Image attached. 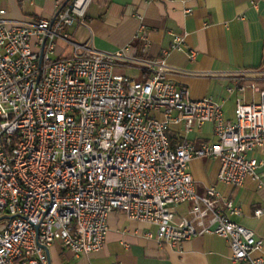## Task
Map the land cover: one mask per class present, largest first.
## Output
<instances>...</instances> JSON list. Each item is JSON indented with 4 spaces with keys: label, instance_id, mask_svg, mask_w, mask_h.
Wrapping results in <instances>:
<instances>
[{
    "label": "built area",
    "instance_id": "2783aa9c",
    "mask_svg": "<svg viewBox=\"0 0 264 264\" xmlns=\"http://www.w3.org/2000/svg\"><path fill=\"white\" fill-rule=\"evenodd\" d=\"M92 1L58 2L54 21H15L0 9V216L7 218L0 264H50L46 248L54 243L76 256L97 252L113 211L157 226L159 246L217 234L229 240L233 261L264 264V238L234 220L241 207L214 185L199 194L190 169L195 158H218L221 182L261 181L260 73L242 71L228 87L239 92L228 118L224 100L196 99L167 77L166 55L185 50V35L174 34L162 56L142 60L131 45L107 52L74 41L69 29L84 22ZM140 31L147 42L144 26ZM60 40L71 53L60 52ZM139 63L149 77L115 71ZM181 122L187 132L212 122L216 140L185 138L172 147L168 130ZM253 150L262 158L249 157ZM186 202L189 214L178 217ZM254 213L262 216L264 208Z\"/></svg>",
    "mask_w": 264,
    "mask_h": 264
},
{
    "label": "crops",
    "instance_id": "0c3cea01",
    "mask_svg": "<svg viewBox=\"0 0 264 264\" xmlns=\"http://www.w3.org/2000/svg\"><path fill=\"white\" fill-rule=\"evenodd\" d=\"M66 0H0V9L11 20L55 17L58 2ZM191 9V11H188ZM144 26L148 41L138 37ZM77 42H90L93 48L117 52L131 45L138 59H153L170 49L174 34L185 35V50H170L166 55L167 77L180 88H189L196 99L224 100V113L235 117L239 92L230 93L242 71L260 73L257 80L264 87V0H93L83 23L70 27ZM60 52L71 53L64 41ZM195 57L189 56V51ZM136 79L147 78L142 64L124 67ZM251 98V91L246 93ZM170 145L176 147L185 138L201 144L216 140L213 123L189 132L185 122L172 124L168 130ZM249 157L262 158L259 150ZM218 158H195L190 163L196 190L204 194L214 185L234 199L242 213L234 220L253 229L264 238V214L256 216V208H264V163L258 169L261 181L247 177L240 187L221 182ZM192 202L177 209L178 217L187 216ZM7 218L0 216V230ZM109 231L103 247L91 254L76 256L68 248L54 243L49 247L51 264H242L231 259L230 242L217 234H204L185 241L181 247L159 246L157 226L131 220L121 211L108 217ZM152 233V237L147 235ZM256 254V253H255Z\"/></svg>",
    "mask_w": 264,
    "mask_h": 264
},
{
    "label": "rangeland",
    "instance_id": "374dc122",
    "mask_svg": "<svg viewBox=\"0 0 264 264\" xmlns=\"http://www.w3.org/2000/svg\"><path fill=\"white\" fill-rule=\"evenodd\" d=\"M69 50H71V47L69 48ZM67 54H68V53H67ZM115 71H116V73H119V74L128 75V76H132V77L135 76V75L133 74V72L127 70V69L124 68V67L117 68Z\"/></svg>",
    "mask_w": 264,
    "mask_h": 264
},
{
    "label": "water",
    "instance_id": "95a60500",
    "mask_svg": "<svg viewBox=\"0 0 264 264\" xmlns=\"http://www.w3.org/2000/svg\"><path fill=\"white\" fill-rule=\"evenodd\" d=\"M70 0H66L65 2H64V5H66L68 2H69ZM55 17H56V15H55ZM55 17L53 18V21L55 20ZM43 53V52H42ZM46 250H47V252L49 253V248H46ZM51 264V263H50Z\"/></svg>",
    "mask_w": 264,
    "mask_h": 264
}]
</instances>
